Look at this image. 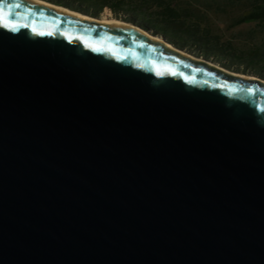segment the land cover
Listing matches in <instances>:
<instances>
[{
  "label": "water",
  "instance_id": "obj_1",
  "mask_svg": "<svg viewBox=\"0 0 264 264\" xmlns=\"http://www.w3.org/2000/svg\"><path fill=\"white\" fill-rule=\"evenodd\" d=\"M74 11L0 0V264H264V81Z\"/></svg>",
  "mask_w": 264,
  "mask_h": 264
},
{
  "label": "trees",
  "instance_id": "obj_2",
  "mask_svg": "<svg viewBox=\"0 0 264 264\" xmlns=\"http://www.w3.org/2000/svg\"><path fill=\"white\" fill-rule=\"evenodd\" d=\"M73 10L99 16L109 10L115 18L163 35L167 41L234 72L264 78V46H235L223 39L203 12L187 0H47ZM219 2V0H216ZM238 14L232 26L255 22L264 26V0H220Z\"/></svg>",
  "mask_w": 264,
  "mask_h": 264
},
{
  "label": "rangeland",
  "instance_id": "obj_3",
  "mask_svg": "<svg viewBox=\"0 0 264 264\" xmlns=\"http://www.w3.org/2000/svg\"><path fill=\"white\" fill-rule=\"evenodd\" d=\"M187 1H190L194 6H196V9H198L199 13L203 12L207 15L211 25L217 29V31L222 35L223 39L229 40L235 46L242 48H249L257 45L264 46V26H261L255 22H245L236 26L231 25L234 17L238 14V11L235 8L223 5L220 0L219 2L216 0ZM99 16H101L97 18L99 20H101L100 18H104L106 16L109 18H115L109 10L103 11ZM206 61L221 67L215 61ZM230 72L242 74V76L246 77H259L253 73H240L234 71ZM259 78L264 81V78Z\"/></svg>",
  "mask_w": 264,
  "mask_h": 264
},
{
  "label": "bare ground",
  "instance_id": "obj_4",
  "mask_svg": "<svg viewBox=\"0 0 264 264\" xmlns=\"http://www.w3.org/2000/svg\"><path fill=\"white\" fill-rule=\"evenodd\" d=\"M32 1H34L36 3H39V4L43 5V6L49 7V8H53V9H56V10H59V11H63V12H66V13H69V14H72V15H76V16L81 17V18L92 19L90 16H87V15H84V14H81V13H78V12H76L74 10L65 8V7H63L61 5L54 4V3L50 2V1H46V0H32ZM100 19L101 20H99V19H97V20L100 21V22L108 23L110 25L132 27V28H134V29H136V30H138V31L146 34L148 37H150L152 39L162 41L158 36L152 35L151 33H148L147 31H145L143 29H140L138 27H134V26L130 25L129 23H127L125 21H122L120 19L109 18L107 16L104 17V18H100ZM166 45L169 46V47H172V46H170L168 44H166ZM194 58L195 59H198V60L200 59V58H196V57H194ZM217 67H219V66H217ZM219 68L223 69L222 67H219ZM231 73H233V72H231ZM233 74L242 76V74H237V73H233ZM243 77H246V76H243ZM248 78H252V77H248Z\"/></svg>",
  "mask_w": 264,
  "mask_h": 264
},
{
  "label": "snow or ice",
  "instance_id": "obj_5",
  "mask_svg": "<svg viewBox=\"0 0 264 264\" xmlns=\"http://www.w3.org/2000/svg\"><path fill=\"white\" fill-rule=\"evenodd\" d=\"M42 35L44 34V33H41ZM47 35H51V33H47Z\"/></svg>",
  "mask_w": 264,
  "mask_h": 264
}]
</instances>
